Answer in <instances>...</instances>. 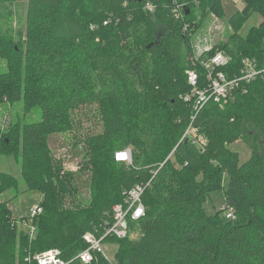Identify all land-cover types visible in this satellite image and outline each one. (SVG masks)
<instances>
[{"label": "trees", "instance_id": "16d2710c", "mask_svg": "<svg viewBox=\"0 0 264 264\" xmlns=\"http://www.w3.org/2000/svg\"><path fill=\"white\" fill-rule=\"evenodd\" d=\"M25 1L26 40L0 36L8 70L0 74V102L22 100L26 112L39 107L41 116L13 125L3 145L22 159L28 189L46 196L43 213L27 218L34 237L21 230L17 237L7 203L0 202V264H22L52 248L68 264H83L75 258L88 246L84 235L112 220L126 191L149 182L145 216L131 224L128 237L105 240L117 246V264H264V76L234 89L225 106L210 101L196 115L195 101L182 98L191 92L186 69H197L207 83L200 63L187 60L195 53L198 14L223 17V0ZM244 1L245 11L264 17V0ZM153 17L165 27L159 37ZM252 33L238 35L233 48L212 49L231 57L219 68L228 78L239 76L246 57L262 65L264 22ZM94 104L103 132L88 140L92 200L65 207L64 193L75 189L53 162L50 136L74 129L73 115ZM192 117L207 138L204 148L182 141ZM246 136L252 154L242 163L230 144ZM126 148H132V166L115 161ZM2 176L0 189L15 185ZM217 191L225 208L210 215L204 204ZM137 231L140 238L132 240ZM94 264L110 262L100 255Z\"/></svg>", "mask_w": 264, "mask_h": 264}, {"label": "rangeland", "instance_id": "374dc122", "mask_svg": "<svg viewBox=\"0 0 264 264\" xmlns=\"http://www.w3.org/2000/svg\"><path fill=\"white\" fill-rule=\"evenodd\" d=\"M223 8L225 14L223 17H216L212 11L205 10L198 14L200 21L199 31L194 36V50L201 53L205 48L228 47L233 48L238 40V35L242 38L248 37L249 33L254 34L264 22V17L260 12H252L250 9L245 11L246 3L244 0H223ZM26 8L27 1L12 0L0 6V36L13 37L17 41L26 40ZM241 13L244 11L245 17ZM180 17V16H178ZM154 18V28L159 37L165 32V27ZM238 26L239 31L236 35L235 30ZM190 58V59H189ZM187 60L189 65L191 56L188 55ZM7 63L0 59V74L7 73ZM187 69L185 70L186 74ZM23 88V87H22ZM226 105V104H225ZM224 105V106H225ZM24 101L0 102V185L3 183L2 175H10L15 182L9 189H0V202L7 203L10 210L12 223L15 225L17 233L19 230L28 231L31 225V220L27 219L30 216L31 208L35 204H43L45 194L40 190H29L25 178L21 172L22 159L17 160L14 155L6 154V146L3 141H9V137L13 136V125L31 124L40 121V109L34 107L26 112ZM74 129H68L64 132L50 136L51 156L57 169L64 175L69 183V188L75 189V194L64 193L66 197L63 199L65 207L76 205H85L92 200V178L93 170L89 161V145L88 140L93 136H99L103 132V114L98 104L90 105L74 115ZM76 121V122H75ZM21 126V125H20ZM202 136H204L201 133ZM250 138L248 136L230 144V148L238 152L240 161L246 162L252 154ZM126 165V164H125ZM132 166V165H126ZM15 180V181H14ZM17 180V181H16ZM132 189V188H131ZM225 206V199L221 191L212 193L204 204V208L208 214H215ZM225 208V207H224ZM227 211H225L226 213ZM224 218V214H223ZM19 233L17 234L18 237ZM140 238V233L137 231L132 235V240ZM116 245L109 242L105 243L104 253L110 264H117L115 253Z\"/></svg>", "mask_w": 264, "mask_h": 264}, {"label": "built area", "instance_id": "2783aa9c", "mask_svg": "<svg viewBox=\"0 0 264 264\" xmlns=\"http://www.w3.org/2000/svg\"><path fill=\"white\" fill-rule=\"evenodd\" d=\"M184 6L181 5V8ZM146 9L153 11V6L150 3L146 4ZM178 16H181L179 13ZM213 48H205L199 54L196 52L192 58L194 65L200 63L201 67L207 72L206 84H202L200 75L197 69L189 68L186 71L188 83L191 87V92L182 96L189 102L194 100L195 115L210 101L219 103L224 106L228 103L231 92L240 87L242 83H251L259 77L264 76V61L262 65L256 59L246 57L242 61V68L239 76L230 79L227 75L219 70L225 67L231 60L224 51H216L212 53ZM211 52V54H209ZM194 115V116H195ZM193 116V117H194ZM192 122L188 126L183 140H191L193 144L200 148L207 145V138L202 136L200 130L194 126ZM117 163L132 165L133 156L132 148H126L124 151H117L114 155ZM139 184L124 193L125 199L121 203H117L112 209V220L105 221L104 224L95 230L84 235V240L87 243V248L81 251L75 259L80 260L83 264H94L100 255L105 256L104 247L106 239L109 237L124 239L130 234L132 223L140 221L146 214V209L143 203V195L147 185ZM43 213V207L40 204H35L31 208L30 218H35ZM232 213L227 214V218H231ZM30 220V219H29ZM101 230V234L98 232ZM29 235L34 237L36 228L32 224L28 228ZM108 259V258H107ZM22 264H68L63 258L61 251L57 248H52L36 255H28Z\"/></svg>", "mask_w": 264, "mask_h": 264}, {"label": "bare ground", "instance_id": "6f19581e", "mask_svg": "<svg viewBox=\"0 0 264 264\" xmlns=\"http://www.w3.org/2000/svg\"><path fill=\"white\" fill-rule=\"evenodd\" d=\"M121 151H124V150H121ZM119 152V151H118Z\"/></svg>", "mask_w": 264, "mask_h": 264}]
</instances>
